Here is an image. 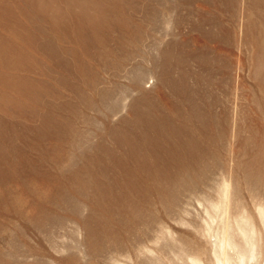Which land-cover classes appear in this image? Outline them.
Masks as SVG:
<instances>
[{
  "label": "rangeland",
  "instance_id": "374dc122",
  "mask_svg": "<svg viewBox=\"0 0 264 264\" xmlns=\"http://www.w3.org/2000/svg\"><path fill=\"white\" fill-rule=\"evenodd\" d=\"M0 264H264V0H0Z\"/></svg>",
  "mask_w": 264,
  "mask_h": 264
}]
</instances>
